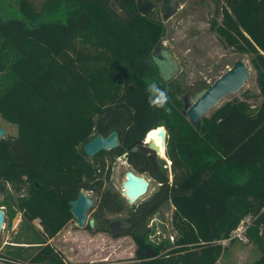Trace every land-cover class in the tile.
Wrapping results in <instances>:
<instances>
[{
	"label": "trees",
	"instance_id": "16d2710c",
	"mask_svg": "<svg viewBox=\"0 0 264 264\" xmlns=\"http://www.w3.org/2000/svg\"><path fill=\"white\" fill-rule=\"evenodd\" d=\"M142 1L45 0L36 8L16 0L20 18L0 21V116L16 127L14 136L0 139V193L6 184L22 189L9 217L19 212L26 230L34 219L40 227L34 241H12L19 245H9L15 248L6 252L8 262L23 260L25 244L35 247L30 263L62 264L47 240L72 218L68 201L80 189L94 195V230H106L104 212L125 208L104 187L110 160L121 150L87 157L82 146L111 131L124 145L161 125L171 180L152 172L143 154L134 157L136 170L158 185L126 209L133 259L110 264H214L224 251L219 241L231 242L244 217V236L260 252L248 264H264V0H220L214 24L224 47L249 54L259 103L233 98L201 117L197 129L183 113L178 84L156 81L168 101L163 108L150 102L152 71L143 56L160 41L163 26L140 15ZM59 3L66 6L62 16L41 21ZM164 137L162 131L150 140L160 155ZM166 203L176 235L172 243L154 244L136 228Z\"/></svg>",
	"mask_w": 264,
	"mask_h": 264
},
{
	"label": "rangeland",
	"instance_id": "374dc122",
	"mask_svg": "<svg viewBox=\"0 0 264 264\" xmlns=\"http://www.w3.org/2000/svg\"><path fill=\"white\" fill-rule=\"evenodd\" d=\"M29 1L37 8L45 0ZM220 4V0H174L172 12L168 15L165 14L161 3L156 0H144L139 4L140 15H147L154 20H158L163 26L161 39L157 43L160 49L158 48V51L154 54L166 59V70L163 73L164 75L158 72L157 63L152 59L150 51L143 56L144 61L152 71L147 75L146 80L148 83H156L157 81L163 84L168 82L178 84L181 90L178 95L181 98V105L182 96L188 89L202 81L211 83L234 61L241 60L247 67L249 76L244 84L235 93L224 95L205 116H208L222 103L233 98L246 99L253 106L257 105L261 99L257 95L258 89L254 81V70L249 62V54L224 47L215 32L214 24L220 21L218 10ZM65 7V3L56 4L53 8H50L52 9L49 10L50 12L46 11L47 14L45 12L41 21L61 17V12L64 11ZM8 18H20L16 0H0V21ZM0 128L4 130L1 138L16 134L15 125L1 116ZM162 131L165 134V141L167 134L161 125L154 128L145 140L149 138L148 141H150L152 137H159ZM167 155L164 150L163 155H160L158 165H160L162 173L166 175L167 181H170L172 172L170 171V160ZM126 169L125 162L119 158L116 159L111 165L108 179L104 181V187L118 193L124 204L126 202L121 194L120 185L124 179L123 173ZM141 175L148 181L147 190L131 204L132 206L147 198L158 185L147 174ZM4 188L5 192L0 193V203L3 204V206H0L3 212L0 229V264H14L7 261L9 257L6 256V252L12 250L13 247L15 248V246L9 245H19L12 241H34L37 233L39 234L40 227L37 220H33L30 222L31 229L26 230L22 223L20 224L21 218L18 212H14L9 217L11 208L15 210L14 204L10 205V203H14L16 195L23 192V190L14 192L8 184ZM83 192L94 199V195L90 191L83 190ZM6 194L10 195V199L4 197ZM93 209L94 205L88 211V215L91 214ZM172 209V205L166 203L147 220V224L151 223L147 237L153 240L152 243H159L161 240H167L169 243L174 241L176 231L172 224ZM124 215L125 211L104 214L108 221H122ZM72 223L73 219L71 218L63 228L48 240L49 245L60 253L62 264H110L133 259L135 243L129 234L121 233L117 237H112L109 232H92L85 226L77 227ZM156 230L159 231L158 235L154 234ZM169 235L171 238H169ZM220 244L224 246V251L220 255V259L216 260V264H248L260 254L255 246L247 242L246 238L245 241L236 238L229 243L222 240ZM20 246H22V250L19 253L24 258L15 262L17 264H33L27 260V256L33 253L35 247H25V244Z\"/></svg>",
	"mask_w": 264,
	"mask_h": 264
},
{
	"label": "water",
	"instance_id": "95a60500",
	"mask_svg": "<svg viewBox=\"0 0 264 264\" xmlns=\"http://www.w3.org/2000/svg\"><path fill=\"white\" fill-rule=\"evenodd\" d=\"M163 6L165 14H170L173 9L174 0H156ZM249 73L247 67L241 60H236L228 67L223 73H221L211 83L199 82L182 96L183 113L189 122L195 129L198 128L199 120L204 117L205 114L213 108L226 94L235 93L248 78ZM4 130L0 128V139ZM117 144L116 133L110 132L106 136L95 135L89 139L83 146L82 152L86 156H92L100 150H107L114 147ZM139 150L149 153L148 159L153 169H156L154 161V154L152 149L139 146ZM132 151L135 150L133 147ZM148 186V181L142 175H135L131 171H125L124 179L121 182L120 189L122 196L125 198L128 204L134 203L140 196H142ZM92 197L85 194L82 190H79L74 199L68 201L69 212L74 219L73 225L77 227H83L85 224L88 227H92V219L88 218L85 223L86 213L88 208L92 204ZM3 221V213L0 208V229ZM130 225L121 221H110L108 228L110 235L116 237L120 232ZM144 228L139 227L138 230ZM143 230V229H142Z\"/></svg>",
	"mask_w": 264,
	"mask_h": 264
},
{
	"label": "flooded vegetation",
	"instance_id": "af4514ba",
	"mask_svg": "<svg viewBox=\"0 0 264 264\" xmlns=\"http://www.w3.org/2000/svg\"><path fill=\"white\" fill-rule=\"evenodd\" d=\"M160 46L159 45H157V44H155L154 45V47L152 48V50H151V55H152V59H154L155 61H156V66H157V70H158V72L160 73V74H162V75H164L163 73H165L164 71L166 70V65H165V58L163 57H160V56H158V55H155L154 53L155 52H157L158 51V48H159ZM160 49V48H159ZM189 90V89H188ZM112 132V131H111ZM115 132V131H114ZM116 133V132H115ZM145 135H146V133L145 134H143L140 138H135V139H133V140H131V141H129V142H127L126 144H124L123 145V143H122V138H121V136L119 135V134H117L116 133V139H117V144L114 146V147H112V148H110V150L111 149H114V151H118V150H121V152L118 154V155H115L111 160H110V169H111V165L114 163V161L116 160V159H121V160H123L124 162H125V164H126V166H127V169L125 170V171H131L133 174H135V175H141V174H147L148 176H149V173L147 172V171H143V172H138L137 170H136V167H135V164H133V159H134V157L136 156V155H138L139 153L140 154H143L144 156H145V158H146V160H147V162H148V165L150 166V170L152 171V172H161L162 170H161V168H160V165H158V162H159V158H160V156H159V154L153 149V147H150V145L149 144H147L145 141H144V139H145ZM139 146H145V147H148V148H150V149H152V151H153V154H154V161H155V164H156V169H153L152 168V165L150 164V162H149V159H148V155H149V153H145V152H143V151H141V150H139ZM135 148V150H131L132 148ZM107 150H109V149H107ZM100 151H105V150H100ZM99 152V151H98ZM97 153V152H96ZM95 153V154H96ZM95 154H93L92 156H94ZM86 156V155H85ZM92 156H87V157H92ZM105 162H106V160H105ZM125 171H124V173H125ZM124 173H123V175H124ZM106 188V187H105ZM80 190H82V189H80ZM83 191V190H82ZM113 191V190H112ZM77 194V193H76ZM86 194V193H85ZM118 194V193H117ZM122 194V193H121ZM88 195V194H87ZM90 196V195H89ZM92 199H93V197H92ZM122 200V199H121ZM123 201V200H122ZM124 201L126 202V200H125V198H124ZM93 202H94V199H93V201H92V204H91V206L88 208V210H87V213H86V219H85V223H86V220L88 219V218H91L92 219V227L90 228V227H88L86 224L84 225L86 228H88L90 231H92V232H96L95 230H94V228H93V218L90 216V215H88V211L90 210V208L92 207V205H93ZM124 203V202H123ZM127 203V202H126ZM125 203V204H126ZM124 204V205H125ZM129 205H131V204H126V206H125V208L123 209V210H121V211H125V215H126V209H128V207H129ZM120 211V212H121ZM105 213H110V212H104V214ZM119 213V212H118ZM104 214H103V218L104 219H106L105 218V216H104ZM125 215H124V217L121 219L122 221L121 222H124V223H128V222H126L125 220H124V218H125ZM72 219H73V217H72ZM34 220H36V219H34ZM120 221V220H119ZM73 222H74V219H73ZM110 221H107V223H106V230H104L105 232H109V234H110V230H109V228H108V223H109ZM38 224V223H37ZM67 224V223H66ZM73 224V223H72ZM129 224V223H128ZM130 225V224H129ZM141 226H143L144 228H141V230H138V228L139 227H141ZM141 226H138L137 228H136V231H138L139 233H140V235H142V236H144V235H146V238H147V240L149 241V242H152L153 240L152 239H148V237H147V234H148V232H149V227H150V223L149 224H147V222L144 224V225H141ZM143 229V230H142ZM129 230H131V225L128 227V228H126V229H124V230H122L121 232H120V234L121 233H125V231H129ZM98 232H103V231H98ZM119 234V235H120ZM126 234V233H125ZM118 235V236H119ZM117 237V236H116ZM51 239V238H50ZM49 240V239H48ZM47 240V243L49 242ZM49 244V243H48ZM51 246V245H50ZM56 250V249H55ZM147 254V256H150L151 254L150 253H146Z\"/></svg>",
	"mask_w": 264,
	"mask_h": 264
},
{
	"label": "clouds",
	"instance_id": "9594fccd",
	"mask_svg": "<svg viewBox=\"0 0 264 264\" xmlns=\"http://www.w3.org/2000/svg\"><path fill=\"white\" fill-rule=\"evenodd\" d=\"M147 91L151 94L150 102L155 107H159V108L165 107L168 101V96H167L166 91L159 88L155 83L148 84Z\"/></svg>",
	"mask_w": 264,
	"mask_h": 264
},
{
	"label": "built area",
	"instance_id": "2783aa9c",
	"mask_svg": "<svg viewBox=\"0 0 264 264\" xmlns=\"http://www.w3.org/2000/svg\"><path fill=\"white\" fill-rule=\"evenodd\" d=\"M151 224V223H150ZM247 225H248V217H244L243 219H242V221H240V223L237 225V227L234 229V230H232L231 232H230V234H229V236L231 237V238H234V239H239V240H242V241H245V236H244V231H245V229H246V227H247ZM154 234L155 235H158L159 234V231H154ZM153 236V235H152ZM169 238H171V236L169 235ZM225 240V239H224ZM220 241H222V240H220ZM219 241V242H220ZM225 241H227V239L225 240Z\"/></svg>",
	"mask_w": 264,
	"mask_h": 264
},
{
	"label": "bare ground",
	"instance_id": "6f19581e",
	"mask_svg": "<svg viewBox=\"0 0 264 264\" xmlns=\"http://www.w3.org/2000/svg\"><path fill=\"white\" fill-rule=\"evenodd\" d=\"M155 128H158V127H155ZM152 130H154V129H151V130H149V131H152ZM149 131H148V132H149ZM148 132L146 133V135L148 134ZM146 135H145V138L147 137ZM166 138H167V137H166ZM148 140H149V138H147L146 140L144 139V141H145L147 144H149L150 147H153V149L158 153V151H159V147H158L157 145H154V143H152V142H150V141H148ZM161 146L164 147V150H165V152H166V149H167V141H166V139H165L164 143L162 142ZM158 154H159V153H158Z\"/></svg>",
	"mask_w": 264,
	"mask_h": 264
},
{
	"label": "crops",
	"instance_id": "0c3cea01",
	"mask_svg": "<svg viewBox=\"0 0 264 264\" xmlns=\"http://www.w3.org/2000/svg\"><path fill=\"white\" fill-rule=\"evenodd\" d=\"M166 141H167V138H166ZM160 156V155H159ZM161 158V157H160ZM35 184V183H34ZM19 213V212H18ZM220 259V257L218 258V260ZM216 264V263H215Z\"/></svg>",
	"mask_w": 264,
	"mask_h": 264
}]
</instances>
